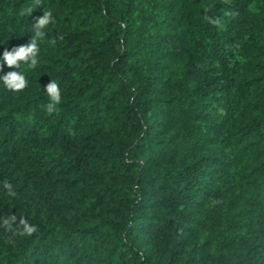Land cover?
Returning <instances> with one entry per match:
<instances>
[{
    "label": "trees",
    "instance_id": "1",
    "mask_svg": "<svg viewBox=\"0 0 264 264\" xmlns=\"http://www.w3.org/2000/svg\"><path fill=\"white\" fill-rule=\"evenodd\" d=\"M32 40L0 264H264V0H0V55Z\"/></svg>",
    "mask_w": 264,
    "mask_h": 264
},
{
    "label": "clouds",
    "instance_id": "2",
    "mask_svg": "<svg viewBox=\"0 0 264 264\" xmlns=\"http://www.w3.org/2000/svg\"><path fill=\"white\" fill-rule=\"evenodd\" d=\"M51 13H47L42 15L38 18L36 22V27L38 29H42L45 25L49 23ZM37 35L39 37L44 36L43 31H38ZM37 43L35 40H32L27 45H21L15 47L14 50H5L2 55H0V69H2L3 65H8L9 67L18 66L19 62L22 60H29L31 61L32 65L37 63ZM0 79H3L4 83L13 89H20L25 86L27 81L25 80L24 76L18 73L16 70L8 71L4 73ZM46 91L51 96L52 100L56 103H59L61 100L60 89L55 81H50L46 85ZM51 109V106L49 107Z\"/></svg>",
    "mask_w": 264,
    "mask_h": 264
}]
</instances>
